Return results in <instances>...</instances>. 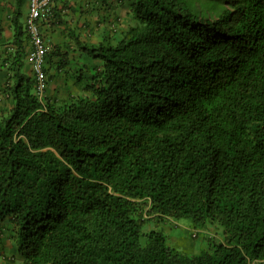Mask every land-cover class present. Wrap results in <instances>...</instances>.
Instances as JSON below:
<instances>
[{"label":"trees","instance_id":"trees-1","mask_svg":"<svg viewBox=\"0 0 264 264\" xmlns=\"http://www.w3.org/2000/svg\"><path fill=\"white\" fill-rule=\"evenodd\" d=\"M133 19L88 49L87 95L50 101L15 18L0 241L20 264H264V0H136ZM152 219L223 239L184 254Z\"/></svg>","mask_w":264,"mask_h":264},{"label":"crops","instance_id":"crops-1","mask_svg":"<svg viewBox=\"0 0 264 264\" xmlns=\"http://www.w3.org/2000/svg\"><path fill=\"white\" fill-rule=\"evenodd\" d=\"M136 0H52L50 9L44 12L41 31L47 47L48 83L42 97L48 100H62L68 95H87L86 87L100 68L95 61L90 68L87 63L78 65L80 72L76 79L71 75L72 61L88 53L89 47L103 43H116L134 26L133 6ZM28 13L27 0H0V115H7L12 108L9 88L13 84L10 69L11 54L14 51L13 37L15 18L25 28ZM26 29V28H25ZM25 58L22 70L32 76L29 42L24 40ZM79 55L81 56H78ZM66 74V76H65ZM71 75V76H67ZM10 234L5 233L0 241V264H20V258L12 253L15 247ZM12 253L11 256L5 254Z\"/></svg>","mask_w":264,"mask_h":264},{"label":"rangeland","instance_id":"rangeland-1","mask_svg":"<svg viewBox=\"0 0 264 264\" xmlns=\"http://www.w3.org/2000/svg\"><path fill=\"white\" fill-rule=\"evenodd\" d=\"M106 44V43H103ZM91 47H89L90 49ZM94 53L83 54L80 58H76V61H72L71 75L76 79L80 72H75L78 65L87 63L90 58V68H94L95 61L101 62L98 58L93 57ZM78 56L79 55L78 53ZM88 56V58H87ZM95 60V61H94ZM102 63V62H101ZM47 63L45 64V68ZM71 75H67L68 77ZM66 76V74H65ZM151 220V219H149ZM148 220V221H149ZM145 224L144 230L149 231L152 229L159 230L164 233L167 244L174 247L184 254L194 253L197 254L202 250L210 248L213 242H218L223 239V227L217 223H206L204 226H195L193 222L188 219H165L163 222H157L156 220L149 221ZM18 247L13 248L12 253L17 254ZM10 251H6L7 256H11Z\"/></svg>","mask_w":264,"mask_h":264},{"label":"built area","instance_id":"built-area-1","mask_svg":"<svg viewBox=\"0 0 264 264\" xmlns=\"http://www.w3.org/2000/svg\"><path fill=\"white\" fill-rule=\"evenodd\" d=\"M28 13L26 16V30L30 39L28 57L30 58L31 71L36 83V94L42 96L47 85V47L42 36L41 20L44 12L50 9L52 0H27Z\"/></svg>","mask_w":264,"mask_h":264},{"label":"clouds","instance_id":"clouds-1","mask_svg":"<svg viewBox=\"0 0 264 264\" xmlns=\"http://www.w3.org/2000/svg\"><path fill=\"white\" fill-rule=\"evenodd\" d=\"M43 96V95H42ZM42 96H40V97H42Z\"/></svg>","mask_w":264,"mask_h":264}]
</instances>
